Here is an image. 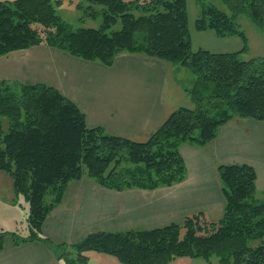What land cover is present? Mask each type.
Returning <instances> with one entry per match:
<instances>
[{"label":"trees","instance_id":"obj_1","mask_svg":"<svg viewBox=\"0 0 264 264\" xmlns=\"http://www.w3.org/2000/svg\"><path fill=\"white\" fill-rule=\"evenodd\" d=\"M87 1L88 15H102L99 27L73 29L53 0H0V57L45 44L111 66L120 53H141L189 67L196 79L184 88L195 105L178 107L138 141L89 126L79 106L53 86L0 80V171L12 178L16 197L28 203L26 229L0 232V251L10 235L15 244L43 242L65 264H88L90 250L114 255L124 264H172L181 257L210 260L213 255L220 264H264V191L256 195L257 173L246 163L218 167L226 201L218 220L196 212L181 223L101 230L70 244L43 234L47 216L70 181L87 176L117 191L171 186L187 176L182 143L205 145L235 116L264 121V56L241 58L247 44L233 52L193 50L187 0ZM222 2L232 15L203 4L199 30L247 41L235 19L241 13L264 27V0ZM77 7L84 5L78 2ZM118 23L121 27L113 29Z\"/></svg>","mask_w":264,"mask_h":264},{"label":"crops","instance_id":"obj_2","mask_svg":"<svg viewBox=\"0 0 264 264\" xmlns=\"http://www.w3.org/2000/svg\"><path fill=\"white\" fill-rule=\"evenodd\" d=\"M181 67L127 52L107 66L40 44L2 55L0 80L53 86L79 106L89 126H102L112 134L144 141L175 109L189 106L192 98L185 91L189 85L182 81L185 73ZM180 152L187 176L171 186L117 191L87 176L70 181L63 199L47 216L43 234L55 242L70 244L101 230L181 223L196 212L218 220L226 202L218 173L220 164L253 166L257 191H264V121L235 116L210 142H184ZM6 175L0 179H7ZM9 203L17 205L19 201ZM0 264L65 263L41 241L15 244L8 235L0 251Z\"/></svg>","mask_w":264,"mask_h":264},{"label":"rangeland","instance_id":"obj_3","mask_svg":"<svg viewBox=\"0 0 264 264\" xmlns=\"http://www.w3.org/2000/svg\"><path fill=\"white\" fill-rule=\"evenodd\" d=\"M54 2L56 0H53ZM80 2L84 8H78L77 3ZM213 3L221 9L227 11L230 15L232 12L222 2V0H187V11L189 19V28L192 39V49L200 48L210 50L212 52H233L241 50L246 44L248 50L241 53V58L250 59L253 57L264 56V27L254 22L246 13L236 16V21L240 28L245 32L247 41L240 35L220 36L214 29L199 30L196 27V20L201 14L203 4ZM87 0H60L55 2L57 13L64 19L73 29L81 27H99L102 24V15L92 17L88 15L86 10ZM120 23L116 24L113 29H119ZM181 66V65H179ZM181 77L182 81L191 86L196 79L195 73L187 66H183ZM191 100V99H190ZM187 101L186 103H188ZM188 107H193L195 103L190 101ZM7 173L0 171V176ZM7 176V175H6ZM261 192L257 191L256 195L261 197ZM15 200L19 204H11ZM47 202L52 200V195L48 193L45 197ZM22 205V206H20ZM28 203L21 195L19 198L14 196L13 180L8 175L7 179H0V232L3 231H21L27 227ZM264 240V237H263ZM259 240H253L251 244L259 243ZM88 264H124L116 256L98 251L90 250L87 252ZM172 264H220L219 257L213 255L210 260L202 257H181L177 258Z\"/></svg>","mask_w":264,"mask_h":264}]
</instances>
